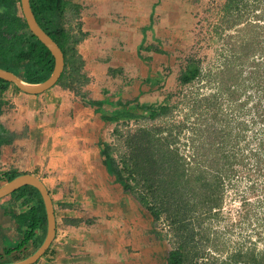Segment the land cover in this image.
I'll return each instance as SVG.
<instances>
[{"label": "crops", "instance_id": "obj_1", "mask_svg": "<svg viewBox=\"0 0 264 264\" xmlns=\"http://www.w3.org/2000/svg\"><path fill=\"white\" fill-rule=\"evenodd\" d=\"M71 1L79 6L84 32L76 44L80 73L87 78L83 86L76 93L58 84L36 94L5 90L17 105L18 118L9 128L19 131L25 122L24 143L31 145L25 159L23 148H15L13 156L46 187L54 216L53 237L30 264H166V245L149 231L152 217L125 193V182L103 160L100 143L108 125L105 109L117 102L119 112L131 110V103L118 100L144 102L163 69L174 70L186 26L185 0ZM7 203L8 197L0 198L4 261L30 254L42 239L39 223L32 239L16 247L21 232L5 211ZM8 247L14 248L3 253Z\"/></svg>", "mask_w": 264, "mask_h": 264}, {"label": "rangeland", "instance_id": "obj_2", "mask_svg": "<svg viewBox=\"0 0 264 264\" xmlns=\"http://www.w3.org/2000/svg\"><path fill=\"white\" fill-rule=\"evenodd\" d=\"M222 1L185 0L186 26L178 39L174 73L169 74L163 69L160 82L149 85L153 93L140 103L146 106L139 110V107H129L136 113L134 117L121 112L116 120L107 121L103 140L109 145V154L117 158L121 151L120 133L139 126L160 125L162 134L169 129V137L174 140L171 145H175L184 157L185 176L187 173L199 176L196 183L190 179L189 185L194 184L196 188L195 184L204 179L220 194L219 208L190 210L188 225L194 231L190 247L196 248L203 256H213L215 264L229 251L237 252L243 260L264 264V168L256 171L253 157L248 154L249 148L256 147L257 137L261 134L259 128L264 127V121L258 122L250 104L251 98L245 100L246 91L253 92V87L247 83L255 80V74H263L264 46H256L252 50V62H255L251 63L247 58L242 63L244 72L240 73L241 77L249 74V68L253 70L245 79L246 91L242 88L241 92L237 91L240 85L238 78L226 80L229 73L234 77L239 72L238 59L232 54L231 46L247 37L264 38V0H243L242 16L231 24L232 18L226 24L222 20ZM73 23L74 20L70 19L69 24L72 26ZM254 23L262 25V28L257 29L259 26ZM190 59L198 60L199 73L189 82L180 83L178 73ZM226 67L228 72L224 79L221 69ZM228 82L233 83L227 87ZM10 90L20 91L12 86ZM4 97L8 102L0 113V122L6 127L18 116L11 93L5 91ZM160 104L166 105L164 111ZM152 107L157 113L150 117L148 113ZM26 125L24 122V126L14 132L17 147L24 149L22 159L28 156L27 150L31 147L24 143L29 136ZM114 126L118 132L112 131ZM240 133L244 136L240 137ZM33 134L30 132V136ZM10 147L7 145V149ZM5 148L3 146L2 152ZM223 152L227 155L223 156ZM225 159L229 163L222 165ZM20 165L15 167L20 168ZM162 224L166 228V222Z\"/></svg>", "mask_w": 264, "mask_h": 264}, {"label": "trees", "instance_id": "obj_3", "mask_svg": "<svg viewBox=\"0 0 264 264\" xmlns=\"http://www.w3.org/2000/svg\"><path fill=\"white\" fill-rule=\"evenodd\" d=\"M28 1L39 26L62 51L63 68L54 84L63 88L67 87L74 93L78 92L80 86L87 79L80 73L82 60L76 49L77 42L84 35L77 18L78 4L71 0ZM243 4H245L243 0H223L220 4L223 22L226 24L232 18L231 24L242 16L241 7ZM70 19L74 20L72 26L69 24ZM249 25L252 24L249 23ZM254 25L259 26L257 29L262 28L260 24L254 23ZM263 39L247 37L239 39L235 46H231L232 54L236 60L238 59L239 72H235L234 77L229 73L226 80L229 77L234 78V81L238 78L240 85L238 84L239 89L237 91L241 92V88L246 91L244 88L245 79L253 72L249 68L247 70L249 74L241 77L240 73L244 72L242 66L244 59L248 58L251 63L255 62H252V50L256 46H264ZM260 61H262L261 58ZM260 61L257 60L258 63ZM52 66L53 58L49 50L27 28L19 11V0H0V67L17 73L27 82H37L50 73ZM221 72L225 79L228 67L221 69ZM198 73V60L190 59L178 73L177 80L180 83H187ZM233 82L226 83L227 87ZM247 85L250 88L253 87V92L246 91L245 100L251 98V107L256 112L258 122H262L264 121V70L262 75L255 74V80L248 82ZM9 86L19 90L10 81L0 78V112L8 102L4 97V92ZM87 102L102 104L99 100H88ZM118 103L126 104L127 102L126 100H118ZM116 104L117 102L113 103L111 109L104 110L106 113L104 117L108 121L116 120L119 116L118 113L121 114L118 109H115ZM159 107L162 111L166 109L164 104H160ZM156 113L157 110L152 107L148 116L152 117ZM134 114L135 112L131 110L122 111V115ZM115 126L112 131L118 132ZM160 130V125L139 126L120 133L121 151L117 153V158L109 154V145L104 142L101 150L103 160L108 159L115 178L125 182L123 184L124 190H129L152 216L162 217L166 222L170 233L175 237V245H177L176 248L172 246L168 251L169 264H215V258L208 261L202 259L197 261L201 253L189 245L194 231L193 227L188 225V218L191 209L200 208L210 211L219 208L220 194L216 187L204 179H199L200 181L195 184L196 188L194 184L189 185L190 179H194V183H196L199 176H190L188 173L185 176L184 157L176 150L175 145H171L174 140L169 137L170 130L167 129L163 134L160 133ZM259 133L261 134L257 137L256 147L247 150L248 154L253 157L256 171L264 168V127L259 128ZM242 136L244 134L240 133V137ZM11 137L12 132L0 122V146L8 143ZM225 155L227 153L223 152V156ZM225 163H229L228 159H225L222 165ZM17 173L18 171L15 169L7 170V178ZM9 195L12 196L13 200L20 198L18 200L20 204H28L25 210L14 213L17 222L26 228L23 236V241H25L39 223L44 227L45 216L39 193L35 187L25 184ZM188 200L191 201L188 202ZM8 250L9 248L4 249V251ZM241 260L243 264H253L247 259Z\"/></svg>", "mask_w": 264, "mask_h": 264}, {"label": "water", "instance_id": "obj_4", "mask_svg": "<svg viewBox=\"0 0 264 264\" xmlns=\"http://www.w3.org/2000/svg\"><path fill=\"white\" fill-rule=\"evenodd\" d=\"M19 8L20 14L22 15L24 22L28 28V30L40 41L43 45L49 50L50 54L53 58V66L51 68L50 73L42 80L37 82H27L23 80L17 73H13L12 71L0 67V78L10 81L13 83L20 91L30 94L39 93L51 85H53L62 68H63V55L62 51L58 47V45L53 41V39L39 26L37 21L34 18L32 10L29 5L28 0H19ZM106 114V113H105ZM108 121V120H107ZM105 141L102 140L100 146L103 145ZM107 165L109 166L108 159L105 160ZM110 167V166H109ZM122 181V180H121ZM123 182V181H122ZM28 184L36 188L39 193L44 213L46 219V229L43 239L37 248L32 251L30 254L26 255L23 258L11 261H1L0 264H29L36 260L37 257L43 252V250L47 247L50 240L53 237L54 233V216L52 210L51 199L48 194L46 187L40 181L38 177L35 175L23 172L19 173L7 181H4L0 184V197L7 195L14 189L20 187L21 185ZM125 193H129L132 195V200L136 204L137 208L144 211L148 215L152 217V214L145 208L131 192L125 189Z\"/></svg>", "mask_w": 264, "mask_h": 264}, {"label": "flooded vegetation", "instance_id": "obj_5", "mask_svg": "<svg viewBox=\"0 0 264 264\" xmlns=\"http://www.w3.org/2000/svg\"><path fill=\"white\" fill-rule=\"evenodd\" d=\"M19 11H20V8H19ZM173 73H174V70L172 71ZM126 105L128 106L129 105V103H131V105L134 107V108H138L137 110H139V109H142V107H145L146 105H142V104H140L141 102H137L136 101V99H132V100H130V101H128V100H126ZM137 106V107H136ZM2 110H3V108H2ZM142 111V110H141ZM2 112V111H1ZM0 112V113H1ZM136 114V113H135ZM135 114L134 115H126L127 117H134L135 116ZM9 126H10V124H9V122H8V124H7V129L10 131V132H12V137H11V139H10V141L8 142V143H5V144H2L1 146H0V184L2 183V182H4V181H7V180H9L10 178H12L13 176H15V175H17V174H19V173H23V172H28V173H31V172H29V171H25V170H23V168H17V167H15L17 164H21L20 166H22V163H21V161L20 162H18L17 161V159L15 158V156H13L14 155V152H15V148L17 147V144H13V140H17V138L14 136V132H17L18 130L17 129H14V130H10V128H9ZM16 135V134H15ZM7 145H9V147L11 148L10 150H9V148L7 149ZM3 146H5L6 148L4 149V152H2V148H3ZM18 148V147H17ZM6 151H8V152H6ZM4 154V156H3V158H2V155ZM113 157V156H112ZM8 158V159H7ZM15 158V159H14ZM3 159H7V160H3ZM2 161H4V163L2 162ZM16 164V165H15ZM12 169H15L16 171H18V173L17 174H15V175H13L12 177H10V178H7V170H12ZM32 174V173H31ZM34 175V174H33ZM36 176V175H35ZM37 177V176H36ZM41 181V180H40ZM25 185V184H24ZM22 186V185H21ZM17 189V188H16ZM16 189H14V190H16ZM13 190V191H14ZM48 191V190H47ZM12 192V191H11ZM10 192V193H11ZM49 194V193H48ZM4 196H6V197H8V199H9V203H7L6 204V206H5V211L9 214V216H10V218L13 220V221H15V223L17 224V228H20V232H21V239H20V242L18 243V245L16 246V247H22L23 246V244H25L26 242H27V240H31L32 239V237L34 236L33 235V232H34V229H35V227L33 228V230H32V234L30 235V237L29 238H27L25 241H23V236H24V230L26 229L25 228V226H23V224L21 225V224H19L18 222H17V218L14 216V213L16 214V213H18V212H20V211H23V210H25L26 208H27V206H28V204H20L19 202H18V200H20V198H18V199H16V200H13L12 199V196H10L9 195V193L7 194V195H4ZM4 196H2V197H4ZM2 197H0V198H2ZM13 200V201H12ZM21 206H25V208L23 209V210H20V207ZM44 210V209H43ZM44 216H45V213H44ZM164 222V220L162 219V217H156V216H152V220H151V229L149 230L150 231V233H152L153 235H154V237H155V240H159V241H162V242H164V244L166 245V250H167V254H166V264H169V260H168V251L172 248V246H175V248H176V246L177 245H175V243H176V241H175V237L170 233V230L168 229V227H167V225H166V228L164 227V225L162 224ZM19 224V225H18ZM54 226H55V223H54ZM45 229H46V219H45V222H44V227H43V225H42V230H41V232H40V234H42L41 236H42V239H43V237H44V234H45ZM41 239V240H42ZM168 243V245H167V243ZM40 244V243H39ZM9 248V250L8 251H4V249H3V253H5V254H8L9 253V251H11L14 247H8ZM36 248H37V246H36ZM35 248V249H36ZM34 249V250H35ZM33 250V251H34ZM44 251V250H43ZM42 254V253H41ZM40 254V255H41ZM39 255V256H40ZM221 256V255H220ZM2 257V256H1ZM23 257H25V256H23ZM23 257H21V258H23ZM38 258V257H37ZM36 258V259H37ZM211 258H214L213 256H210V255H207V256H199L198 258H197V261H199L200 259H202V260H209V259H211ZM20 259V258H19ZM0 260H2V261H4V259L3 258H0ZM17 260V259H16ZM248 260V259H247ZM11 261V260H10ZM35 261V260H34ZM33 261V262H34ZM219 261V264H243V261L241 260V256L240 255H238V253L237 252H227L225 255H223V256H221V258L218 260ZM249 261H251V263H253L252 262V260H250L249 259ZM1 262V261H0ZM5 262V261H4ZM32 263V262H31ZM30 264V263H29ZM245 264V263H244ZM254 264V263H253Z\"/></svg>", "mask_w": 264, "mask_h": 264}]
</instances>
